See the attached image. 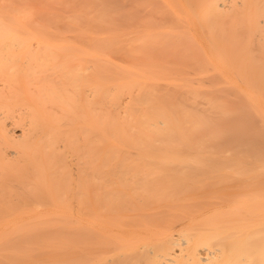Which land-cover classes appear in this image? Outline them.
<instances>
[{
  "label": "bare ground",
  "instance_id": "obj_1",
  "mask_svg": "<svg viewBox=\"0 0 264 264\" xmlns=\"http://www.w3.org/2000/svg\"><path fill=\"white\" fill-rule=\"evenodd\" d=\"M0 264H264V0H0Z\"/></svg>",
  "mask_w": 264,
  "mask_h": 264
}]
</instances>
